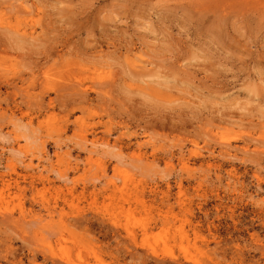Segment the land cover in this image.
Wrapping results in <instances>:
<instances>
[{
	"label": "rangeland",
	"instance_id": "obj_1",
	"mask_svg": "<svg viewBox=\"0 0 264 264\" xmlns=\"http://www.w3.org/2000/svg\"><path fill=\"white\" fill-rule=\"evenodd\" d=\"M0 21V264H264V0Z\"/></svg>",
	"mask_w": 264,
	"mask_h": 264
},
{
	"label": "bare ground",
	"instance_id": "obj_2",
	"mask_svg": "<svg viewBox=\"0 0 264 264\" xmlns=\"http://www.w3.org/2000/svg\"><path fill=\"white\" fill-rule=\"evenodd\" d=\"M0 23H2V22L0 21Z\"/></svg>",
	"mask_w": 264,
	"mask_h": 264
}]
</instances>
